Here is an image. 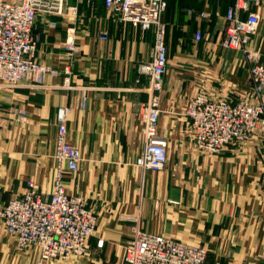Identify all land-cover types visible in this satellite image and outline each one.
Returning <instances> with one entry per match:
<instances>
[{
    "label": "crops",
    "instance_id": "0c3cea01",
    "mask_svg": "<svg viewBox=\"0 0 264 264\" xmlns=\"http://www.w3.org/2000/svg\"><path fill=\"white\" fill-rule=\"evenodd\" d=\"M81 1L87 0L68 4ZM96 4L97 14L79 6L76 17L38 15L36 58L59 73L47 76L44 88L31 89L29 82L17 89L0 85V208L22 196L29 180L50 198L56 114L69 106L68 138L83 160L77 172L66 175L65 186L86 199L98 221L84 257L42 264H126L124 246L137 225L205 247L206 264H264V132L207 156L193 150L185 117L186 101L198 93L233 103L252 99L249 62L221 45L223 15L231 3L169 0L163 15L169 63L159 124L168 161L158 172L135 165L145 148L141 110L149 99V77L139 66L153 58L154 30L120 22L102 1ZM252 11L261 15L252 45L264 53V5ZM71 26L77 31L73 54L66 47ZM102 31L109 39H100ZM18 106L26 109L25 123L10 113ZM38 260L37 249L18 250L16 238L0 224V264Z\"/></svg>",
    "mask_w": 264,
    "mask_h": 264
},
{
    "label": "built area",
    "instance_id": "2783aa9c",
    "mask_svg": "<svg viewBox=\"0 0 264 264\" xmlns=\"http://www.w3.org/2000/svg\"><path fill=\"white\" fill-rule=\"evenodd\" d=\"M68 1H0V85L17 89L29 82L31 89H41L45 87L47 76L59 74L36 58L38 37L34 26L39 14L78 16L79 4H68ZM97 1H102L116 20L130 23L143 32L154 30L153 58L139 66V72L149 77V99L141 110L145 148L135 165L146 171H161L168 161L167 138L160 135L159 124L169 63L163 21L169 0H87L93 5ZM214 1L231 3L223 15L225 35L221 45L225 50L241 52L249 62L253 96L233 103L198 93L186 101L185 117L189 122L193 150L207 156H217L227 147L243 143L257 132H264V53L252 45L261 21V15L252 11V6L264 5V0ZM201 15L206 16L204 12ZM76 33L74 26L68 29L66 47L69 54L78 50ZM99 37L107 40L109 33L102 31ZM201 40L202 32L197 30L195 41ZM69 67L64 71L66 87L71 74ZM87 104L88 97L84 93L82 107ZM71 111L69 106H61L56 114L58 131L50 198L40 192L35 181L29 180L22 196L11 199L0 208V224L16 238L18 250L35 248L39 251L37 264L46 260L68 261L84 257L97 226L98 218L87 207L86 199L71 195L65 186L66 175L77 172L83 160L79 148L68 138ZM10 113L22 123L26 122L24 107H15ZM99 245L102 246L103 242L100 241ZM124 251L126 264H206L208 258V251L199 244L149 233L141 230L139 225L133 228V237L125 244Z\"/></svg>",
    "mask_w": 264,
    "mask_h": 264
},
{
    "label": "rangeland",
    "instance_id": "374dc122",
    "mask_svg": "<svg viewBox=\"0 0 264 264\" xmlns=\"http://www.w3.org/2000/svg\"><path fill=\"white\" fill-rule=\"evenodd\" d=\"M69 2V1H68ZM79 6H80V10H83V11H89L91 13H99V5L98 4H89L87 1H81L78 3Z\"/></svg>",
    "mask_w": 264,
    "mask_h": 264
}]
</instances>
